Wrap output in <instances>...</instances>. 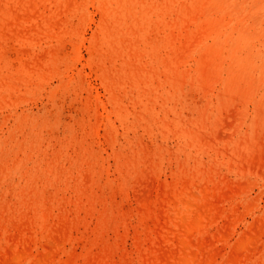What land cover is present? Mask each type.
<instances>
[{
	"label": "rangeland",
	"instance_id": "rangeland-1",
	"mask_svg": "<svg viewBox=\"0 0 264 264\" xmlns=\"http://www.w3.org/2000/svg\"><path fill=\"white\" fill-rule=\"evenodd\" d=\"M117 1L0 0V264H264V0Z\"/></svg>",
	"mask_w": 264,
	"mask_h": 264
},
{
	"label": "bare ground",
	"instance_id": "bare-ground-1",
	"mask_svg": "<svg viewBox=\"0 0 264 264\" xmlns=\"http://www.w3.org/2000/svg\"><path fill=\"white\" fill-rule=\"evenodd\" d=\"M101 1V0H100ZM117 1V0H116ZM104 2H105V0H104ZM118 2V1H117ZM119 3H121L122 4V2H120L119 1ZM127 3V2H126ZM113 4V3H112ZM171 4V3H170ZM104 5V4H103ZM127 5V4H126ZM134 5H135V3H134ZM122 6V5H121ZM129 6V5H128ZM103 7V6H102ZM130 7V6H129ZM167 7H168V4H167ZM104 8H105V6H104ZM117 8V7H116ZM103 9V8H102ZM101 9V10H102ZM105 10V9H104ZM104 10H102V11H104ZM120 9H118V11H119ZM130 11V10H129ZM148 11V10H147ZM131 12V11H130ZM102 13H104V12H102ZM169 13V12H168ZM105 14V13H104ZM139 14V13H138ZM126 15H128L127 13H126ZM102 16H103V14H102ZM135 16V15H134ZM121 17V16H120ZM128 17H130L129 15H128ZM137 17V16H136ZM138 18V17H137ZM20 19V18H19ZM126 19V18H125ZM128 20V19H127ZM138 20V19H137ZM139 21V20H138ZM146 21V20H145ZM168 21H170L169 19H168ZM221 21V20H220ZM219 21V22H220ZM158 22V21H157ZM129 24H131V23H129ZM161 24V23H160ZM220 24H222V23H220ZM219 24V25H220ZM59 25V24H58ZM64 25V24H63ZM141 25V24H140ZM218 25V24H217ZM129 26V25H128ZM162 26V25H161ZM208 27V26H207ZM206 27V28H207ZM139 28H140V26H139ZM162 28V27H161ZM215 29H213V30H215V31H217V27H214ZM219 28V27H218ZM127 29H128V27H127ZM137 29V28H136ZM142 29V28H141ZM151 29V28H150ZM154 29H155V27H154ZM158 29H160V27L158 28ZM163 29V28H162ZM222 28H220V30H221ZM135 30V29H134ZM178 30V29H177ZM219 30V31H220ZM35 31V30H34ZM130 31V30H129ZM128 31V32H129ZM132 31V30H131ZM137 31V30H136ZM156 31V30H155ZM180 31V30H179ZM179 31L177 32V33H179ZM214 31V32H215ZM219 31H217V32H219ZM133 32V31H132ZM160 32V31H159ZM221 32V31H220ZM233 32V31H232ZM155 33V32H154ZM231 33V32H230ZM229 33V34H230ZM149 34V33H148ZM181 34V33H180ZM97 35V34H96ZM99 35V34H98ZM125 35V34H124ZM135 35V34H134ZM155 35V34H154ZM162 35V34H161ZM170 35V34H169ZM177 35H179V34H177ZM183 36H184V34H182ZM137 36V35H136ZM135 36V37H136ZM182 36V37H183ZM227 36V35H226ZM244 36V35H243ZM242 36V37H243ZM98 37V36H97ZM130 37V36H129ZM145 37V36H144ZM165 37V36H164ZM174 37V36H173ZM179 37H180V35H179ZM238 37H240L241 38V35L239 34L238 35ZM122 38V37H121ZM127 38V35L125 36V39ZM146 38V37H145ZM176 38V37H175ZM131 39V38H130ZM130 39H129V41H130ZM149 39V38H148ZM19 40V39H18ZM132 40V39H131ZM135 40H136V38H135ZM170 40H171V37H170ZM178 40V39H177ZM182 40V39H181ZM186 40V39H185ZM134 41V40H133ZM147 41V40H146ZM184 41V39L182 40V42ZM128 42V41H127ZM135 42V41H134ZM143 42V41H142ZM171 42V41H170ZM173 42V41H172ZM175 42V41H174ZM173 42V43H174ZM179 42V41H178ZM123 43V42H122ZM131 43V42H130ZM136 43V42H135ZM139 43V42H138ZM176 44H178V43H176ZM233 44V43H232ZM124 45V44H123ZM126 45V44H125ZM130 45V44H129ZM138 45V44H137ZM90 46H92V45H90ZM132 46V45H131ZM141 46V45H140ZM149 45H147V47H148ZM182 46V45H181ZM130 47V46H129ZM133 47V46H132ZM145 47V46H144ZM154 47V46H153ZM95 48V47H94ZM119 48H121V47H119ZM137 48V47H136ZM136 48H135V50H136ZM142 48V47H141ZM212 48V47H211ZM167 49V48H166ZM165 49V50H166ZM129 50V49H128ZM139 51H141L140 49H138ZM233 50V49H232ZM137 51V50H136ZM171 51V50H170ZM151 52V51H150ZM138 53V52H137ZM139 53H141V52H139ZM143 53V52H142ZM141 53V54H142ZM164 53V52H163ZM162 53V54H163ZM171 53V52H170ZM172 54V53H171ZM174 54V53H173ZM221 54V53H220ZM167 56V55H166ZM165 56V57H166ZM172 57H173V55H171ZM177 56V55H176ZM222 56V55H221ZM220 56V57H221ZM145 58V60L144 61H146V57H144ZM143 58V59H144ZM179 58V57H178ZM167 59V58H166ZM168 60H170V59H168ZM172 60H173V58H172ZM159 62V61H158ZM170 62V61H169ZM173 62V61H172ZM140 63H142V62H140ZM164 63V62H163ZM167 63V62H166ZM133 64V63H132ZM108 65V64H107ZM117 65V64H116ZM133 65H135V64H133ZM143 64H141V66H142ZM155 65V64H154ZM159 65V64H158ZM170 65V64H169ZM132 66V65H131ZM145 66H146V64H145ZM151 66V65H150ZM156 66V65H155ZM39 68H40V66H39ZM131 68V67H130ZM142 69H143V67H141ZM146 68V67H145ZM160 68H161V66H160ZM151 69V68H150ZM130 70V69H129ZM138 70V69H137ZM152 70V69H151ZM157 70V69H156ZM128 71V70H127ZM158 71V70H157ZM129 72V71H128ZM127 72V73H128ZM134 72H135V74H136V70L134 69ZM138 72V71H137ZM140 72V71H139ZM145 72V71H144ZM154 73V72H153ZM129 74V73H128ZM134 74V73H133ZM201 74V73H200ZM132 76V75H131ZM146 76H147V74H146ZM130 77V76H129ZM137 77V76H136ZM154 77H156V76H154ZM26 78V77H25ZM40 78V77H39ZM132 79V78H131ZM135 79V78H134ZM145 79H146V77H145ZM148 80V79H147ZM152 80V79H151ZM109 81V80H108ZM143 81V80H142ZM132 83V82H131ZM142 83V82H141ZM133 84V83H132ZM108 86V85H107ZM146 88V87H145ZM145 90V89H144ZM143 90V91H144ZM144 93V92H143ZM148 93H149V91H148ZM135 100V99H134ZM104 123V122H103ZM95 130V129H94ZM140 155V154H139ZM140 156H142V155H140ZM147 155H145V157H146ZM138 157V156H137ZM148 157V156H147ZM146 157V158H147ZM145 159V158H144ZM126 160V159H125ZM129 160V159H128ZM127 160V161H128ZM131 160V159H130ZM143 160V159H142ZM147 161H148V158L146 159ZM146 160H145V162H146ZM132 162V161H131ZM139 163V162H138ZM148 163H149V161H148ZM127 164V163H126ZM145 165V164H144ZM138 166V165H137ZM135 167V166H134ZM139 167V166H138ZM142 169V168H141ZM182 174V173H181ZM184 177V176H183ZM185 178V177H184ZM164 186V185H163ZM167 186V185H166ZM165 187V186H164ZM191 187H192V185H191ZM214 188H215V186H213ZM210 188V187H209ZM217 189V188H216ZM206 191V190H205ZM210 191V190H209ZM214 192V191H213ZM205 193V192H204ZM205 194H207V192L205 193ZM204 194V195H205ZM211 195V194H210ZM215 195V194H214ZM217 195V194H216ZM157 197V196H156ZM211 197V196H210ZM147 199V198H146ZM151 199V198H150ZM187 201H189V200H186V202ZM210 201V200H209ZM190 202H188V204H189ZM205 204H207L206 202H204ZM187 204V203H186ZM185 204V205H186ZM195 204V203H194ZM193 205V204H192ZM197 205V204H196ZM201 205H199V207H200ZM195 207V206H194ZM197 207V206H196ZM186 208H187V206H186ZM188 209V208H187ZM199 209V208H198ZM194 210H195V208H194ZM192 212V211H191ZM194 213V212H193ZM184 215V214H183ZM193 215V214H192ZM196 215V214H195ZM194 216V215H193ZM190 217V216H189ZM182 218H183V216H182ZM258 218H260V217H258ZM262 218V217H261ZM184 219H185V217H184ZM190 219H192V216L190 217ZM195 219V220H194ZM183 220V219H182ZM186 220V219H185ZM194 220V222H192ZM193 220H189L190 221V227H189V229H187L186 230V232H188V230L189 231H191L192 229L191 228H194V227H192V226H195V224H198L199 223V221H201V220H199L198 218H196V217H194L193 218ZM199 220V221H198ZM257 220H259V219H257ZM257 220H255L254 219V221H256L257 222ZM195 221H196V223H195ZM184 222V220L182 221V223ZM198 222V223H197ZM201 223V222H200ZM186 224V223H185ZM189 223H187V225H188ZM179 225H181V224H179ZM186 225V226H187ZM253 225H254V223H253ZM256 225V224H255ZM255 225L253 226V228L255 227ZM189 226V225H188ZM250 226L252 227V225L250 224ZM184 227V226H183ZM253 228H251L252 230H253ZM183 229V231L186 229H184V228H182ZM182 229H181V231H182ZM249 229V228H248ZM247 229V230H248ZM65 232V231H64ZM248 232V231H247ZM252 232V231H251ZM66 233V232H65ZM249 233V232H248ZM252 235H254V234H251V236ZM243 235H241L239 238H241ZM249 236H250V234H249ZM251 236L250 237H248V239H250L251 238ZM166 237V236H165ZM246 238V237H245ZM19 240H20V237L18 238ZM166 239H167V237H166ZM247 239V238H246ZM248 239H247V241H248ZM252 239V238H251ZM250 239V240H251ZM198 240V239H197ZM238 240V239H237ZM241 240H242V238H241ZM241 240H239L240 242H238L239 244H238V246H236L235 247V245L233 246V248H234V250H238L237 248H243L244 246H248L247 244H246V241H241ZM255 241H257V240H255ZM254 241H252V243H253ZM100 243V242H99ZM249 243H251V241H249ZM246 244V245H245ZM193 245H195V244H193ZM184 246H187L186 244H184ZM184 246H183V248H184ZM264 246V245H263ZM183 248L181 249L182 250V254L181 255H178V254H176V255H172L171 256V258H172V261H169V262H166V263H164V264H193V261L196 259V254L195 253H192L193 251L191 250L190 252H189V254H191V255H189L188 254V252H186L185 250L183 251ZM189 248V247H188ZM5 249H6V247H5ZM231 250H232V248H231ZM234 250H233V252H234ZM195 251V250H194ZM196 252V251H195ZM8 253V252H7ZM181 253V252H180ZM179 253V254H180ZM73 254V253H72ZM27 256V255H26ZM90 259V258H89ZM35 261H36V259H35ZM46 262V261H45ZM92 263V262H91ZM31 264H32V262H31ZM37 264V263H36ZM46 264H47V262H46Z\"/></svg>",
	"mask_w": 264,
	"mask_h": 264
}]
</instances>
